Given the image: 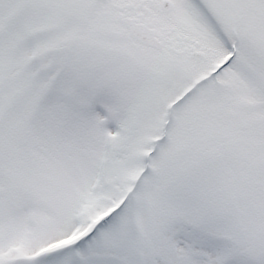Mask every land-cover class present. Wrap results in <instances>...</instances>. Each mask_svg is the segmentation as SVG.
<instances>
[{
  "label": "snow or ice",
  "instance_id": "6c2138e0",
  "mask_svg": "<svg viewBox=\"0 0 264 264\" xmlns=\"http://www.w3.org/2000/svg\"><path fill=\"white\" fill-rule=\"evenodd\" d=\"M0 264H264V0H0Z\"/></svg>",
  "mask_w": 264,
  "mask_h": 264
}]
</instances>
